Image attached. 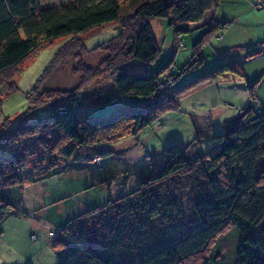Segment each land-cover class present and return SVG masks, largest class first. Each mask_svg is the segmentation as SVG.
<instances>
[{"label": "trees", "instance_id": "1", "mask_svg": "<svg viewBox=\"0 0 264 264\" xmlns=\"http://www.w3.org/2000/svg\"><path fill=\"white\" fill-rule=\"evenodd\" d=\"M213 1L0 0V87L7 85L3 95L15 90L13 74L44 41L117 21L118 32L103 47L108 50L103 65L78 61L72 71L81 81L101 70L112 72V91H103L100 102L121 94L142 98L119 104L113 113L78 116L81 93L76 86L41 84L56 56L68 49L71 41H64L27 92L26 109L0 121V190L21 180L19 168L28 158L46 163V174L73 161L104 160L116 152L109 142L150 123L157 113L177 108L182 91L227 71L242 75L232 57L175 83L177 74L203 62L199 45L203 36L227 20H209L177 73L169 70L176 46L156 69L148 68L159 50L151 18H164L178 35L189 31ZM80 44L87 48L83 41ZM254 44L258 47L246 55L264 50V39ZM133 61L142 69L128 65ZM254 83H246L250 96ZM2 97L0 93V111ZM43 103L51 104L44 116L24 119ZM222 125V131L204 130L213 140L206 151L198 148L189 156L182 145L172 142L161 148V161L132 163L146 168L134 188L73 214L52 237L55 264H264V109L242 106ZM195 127L201 133L198 124ZM9 214L27 213L0 195V221Z\"/></svg>", "mask_w": 264, "mask_h": 264}, {"label": "rangeland", "instance_id": "2", "mask_svg": "<svg viewBox=\"0 0 264 264\" xmlns=\"http://www.w3.org/2000/svg\"><path fill=\"white\" fill-rule=\"evenodd\" d=\"M45 1L48 4H58L67 0ZM254 1L212 2L211 7L204 13V19L228 22L203 36L199 43L204 56L203 62L181 71L176 75L175 83L211 69L232 57L237 58L242 75L227 71L221 77L202 80L182 91L178 96L177 108L163 110L154 115L150 123L140 126L135 132L123 133L116 140L109 142L107 146L116 152L104 160L92 163L73 161L65 167L64 164L59 167V172L50 174H46V163L37 164V160L29 158L25 161L19 168L21 180L0 190L1 196L17 202L27 213L9 214L1 219L0 264H26L28 261L29 264H55L58 255L51 245L52 237L73 214L103 204L110 196L134 188L145 175L146 168L133 167L132 163L141 159L147 163L161 161V148L172 142L182 145L189 156L195 154L198 148L206 151L212 146L213 140L205 135L204 130L213 128L222 131L223 119L237 114L242 106L251 105L255 110L264 109V51L258 55H246V52L258 47L254 44L258 39L251 36V22L257 20L261 24L264 23V10H256L259 8H254ZM248 3L254 10L240 11L246 8ZM150 23L159 50L148 63V68L156 69L176 46L169 67V70L175 73L189 59L191 44L210 25L202 20L193 21L189 31L176 35L165 19L160 25L157 17H152ZM118 25L117 21L104 22L79 33L63 34L46 40L34 48L13 74L12 84L15 83V90L3 95L7 85L3 83L0 87L3 96L0 121L5 116L12 118L26 109L27 92L52 59L55 50L66 40L71 41L68 43V49L56 56L54 68L44 76L41 84L45 87L61 88L76 86L81 93L76 109L78 116L113 113L119 104L141 101L139 95L121 94L109 102H100L98 96L103 91H112L109 90L112 72L101 70L99 74L81 81L72 71L78 61L91 67L103 65L108 52L103 47L106 41L118 32ZM260 27L258 25L256 28ZM260 31L259 34L264 35V27ZM81 41L87 48L81 46ZM128 65L142 67L141 63L136 61L129 62ZM254 81V96H250L246 83ZM43 106L44 103L36 111L23 115L24 119L44 116L51 104ZM196 124L201 133H197ZM231 238L230 231L228 239Z\"/></svg>", "mask_w": 264, "mask_h": 264}, {"label": "crops", "instance_id": "3", "mask_svg": "<svg viewBox=\"0 0 264 264\" xmlns=\"http://www.w3.org/2000/svg\"><path fill=\"white\" fill-rule=\"evenodd\" d=\"M248 6L246 7V8H242V10H240V11H247V9L248 10H251V9H253V7H251V5L248 3L247 4ZM245 7V6H244ZM254 8H259V7H254ZM260 8H262V10H264V5H263V7H260ZM256 9V10H261V9ZM254 10V9H253ZM239 11V12H240ZM206 12V11H205ZM203 16H204V14H203ZM152 19V18H151ZM160 19V20H159ZM212 19V18H211ZM157 20H158V24H162L163 22H164V18H161V17H157ZM200 20H202L203 21V23L204 22H209V20L210 19H204V17H202ZM264 20V19H263ZM151 21V20H150ZM258 25H260L261 27L260 28H256ZM250 26L252 27V37H254V38H257L258 40H256V41H259V40H263L264 39V35L263 34H259V33H261V29L264 27V23L263 24H261L259 21H257V20H255V22H251V24H250ZM153 29V28H152ZM255 41V42H256ZM254 42V43H255ZM264 51V50H263ZM263 51H260V52H258V53H255L254 55H258V54H260V53H262ZM209 130H214L213 128H210ZM51 231H54V230H51ZM53 247V246H52ZM55 250V249H54ZM34 255H32V257H33ZM31 257V258H32ZM31 258H30V260H31ZM29 262L30 261H28V262H26L27 264H29Z\"/></svg>", "mask_w": 264, "mask_h": 264}, {"label": "built area", "instance_id": "4", "mask_svg": "<svg viewBox=\"0 0 264 264\" xmlns=\"http://www.w3.org/2000/svg\"><path fill=\"white\" fill-rule=\"evenodd\" d=\"M261 2H262L261 0H256L255 5L259 7L261 5Z\"/></svg>", "mask_w": 264, "mask_h": 264}]
</instances>
